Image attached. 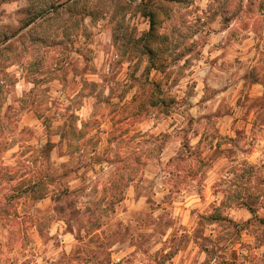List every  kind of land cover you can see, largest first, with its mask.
I'll return each mask as SVG.
<instances>
[{
  "label": "clouds",
  "instance_id": "9594fccd",
  "mask_svg": "<svg viewBox=\"0 0 264 264\" xmlns=\"http://www.w3.org/2000/svg\"><path fill=\"white\" fill-rule=\"evenodd\" d=\"M0 264H264V0H0Z\"/></svg>",
  "mask_w": 264,
  "mask_h": 264
}]
</instances>
